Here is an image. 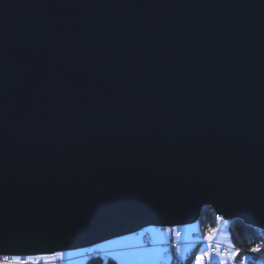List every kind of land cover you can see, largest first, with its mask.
<instances>
[{
    "label": "water",
    "instance_id": "water-1",
    "mask_svg": "<svg viewBox=\"0 0 264 264\" xmlns=\"http://www.w3.org/2000/svg\"><path fill=\"white\" fill-rule=\"evenodd\" d=\"M207 206L264 230V0H0V255Z\"/></svg>",
    "mask_w": 264,
    "mask_h": 264
},
{
    "label": "crops",
    "instance_id": "crops-1",
    "mask_svg": "<svg viewBox=\"0 0 264 264\" xmlns=\"http://www.w3.org/2000/svg\"><path fill=\"white\" fill-rule=\"evenodd\" d=\"M216 229L218 234L214 239L215 242L233 245L229 222L222 221ZM177 232L181 233L180 238H177ZM146 235L151 236V244L145 242ZM205 238V232L199 222L165 229L149 226L142 231L120 236L91 248L63 251L65 255L62 259H51L60 260L63 264H86V253L98 248L102 252V257H111L118 264L168 263L173 254L185 257L197 243L203 242ZM176 240L180 243L175 244ZM50 256L47 255V257Z\"/></svg>",
    "mask_w": 264,
    "mask_h": 264
},
{
    "label": "trees",
    "instance_id": "trees-1",
    "mask_svg": "<svg viewBox=\"0 0 264 264\" xmlns=\"http://www.w3.org/2000/svg\"><path fill=\"white\" fill-rule=\"evenodd\" d=\"M219 216L215 212V210L207 206L203 209L200 219L198 220L201 223L202 228L205 232V237L208 236L209 231L211 229H216L219 224L224 220H218ZM224 219V218H223ZM229 222L230 234L232 244L238 246L243 249V253L239 256V260L243 256H247V264H264L263 261L260 260L259 255H264V230L259 229L253 226L248 225V230L242 232L238 229L237 220L227 221ZM206 238L203 242L197 243L187 254L185 257H180L179 255H172V259L168 263H154V264H195V257L198 256L200 249L205 244ZM260 245L261 251L259 254H256L251 251L253 247ZM86 264H118L117 261L111 257H102L98 256L95 259H87Z\"/></svg>",
    "mask_w": 264,
    "mask_h": 264
},
{
    "label": "snow or ice",
    "instance_id": "snow-or-ice-1",
    "mask_svg": "<svg viewBox=\"0 0 264 264\" xmlns=\"http://www.w3.org/2000/svg\"><path fill=\"white\" fill-rule=\"evenodd\" d=\"M218 220L223 219L222 217H218ZM172 231V229H169ZM218 234V229H211L209 231L206 239L209 241L207 249L202 251L201 254L195 257V264H235L236 257L240 254L239 249H234L229 252L225 249L223 252L221 251L219 245L214 244V239ZM177 236H179V232H177ZM262 249L260 245L253 247L251 249L252 252H260ZM179 251V249H178ZM63 252H52L50 257H46L45 255H3L0 257V264H40L41 261L46 260L47 258H63ZM248 260L247 256H243L240 264H244L245 261Z\"/></svg>",
    "mask_w": 264,
    "mask_h": 264
},
{
    "label": "built area",
    "instance_id": "built-area-1",
    "mask_svg": "<svg viewBox=\"0 0 264 264\" xmlns=\"http://www.w3.org/2000/svg\"><path fill=\"white\" fill-rule=\"evenodd\" d=\"M180 237H181V233H179V236H177V238H180ZM145 239H146L147 243L149 242L148 244L151 243L150 242L151 238H150L149 235H147ZM174 243L175 244H179L180 242L178 240H176ZM208 243H209V241L206 239L205 245L208 246ZM214 244L215 245H219V247H220L222 252L225 249H227V251H229V252L233 251L234 249H239L240 250V254L236 257L235 264H240L239 256L243 253V249L242 248H240L238 246H235V245H225V244L223 245V244H216V243H214ZM254 253L259 254V252L258 253L254 252ZM101 254H102V252H101L100 249L94 248V249L90 250L89 252H87L85 256H86L87 259H95L98 256H101ZM2 256L3 255H0V257H2ZM45 256L47 257V255H45ZM259 258H260L261 261L264 262V255H259ZM40 264H63V262L60 261V260L57 261V260H52L51 258H47L46 260L41 261Z\"/></svg>",
    "mask_w": 264,
    "mask_h": 264
},
{
    "label": "rangeland",
    "instance_id": "rangeland-1",
    "mask_svg": "<svg viewBox=\"0 0 264 264\" xmlns=\"http://www.w3.org/2000/svg\"><path fill=\"white\" fill-rule=\"evenodd\" d=\"M222 220H224V221H229V220H225V219H222ZM238 225V229L239 230H241L242 232H245V231H247L248 230V225L247 224H245L244 222H242V221H239V223L237 224ZM147 236V235H146ZM150 236V235H149ZM146 238V237H145ZM150 238H151V236H150ZM145 242H146V239H145ZM151 243H152V239H151V241H150ZM147 243V242H146ZM149 243V242H148ZM147 243V244H148ZM150 243V244H151ZM214 243H216V244H221V243H217V242H215L214 241ZM224 245V244H223ZM207 249V246L204 244L203 245V247L200 249V252L198 253V256L201 254V252L202 251H204V250H206ZM244 264H247V261H245L244 262Z\"/></svg>",
    "mask_w": 264,
    "mask_h": 264
},
{
    "label": "bare ground",
    "instance_id": "bare-ground-1",
    "mask_svg": "<svg viewBox=\"0 0 264 264\" xmlns=\"http://www.w3.org/2000/svg\"><path fill=\"white\" fill-rule=\"evenodd\" d=\"M207 246V245H206Z\"/></svg>",
    "mask_w": 264,
    "mask_h": 264
}]
</instances>
